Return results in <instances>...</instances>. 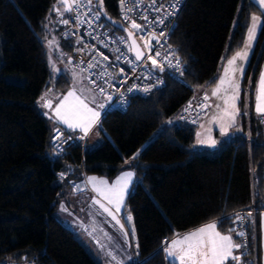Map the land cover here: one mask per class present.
I'll use <instances>...</instances> for the list:
<instances>
[{"label":"trees","instance_id":"trees-1","mask_svg":"<svg viewBox=\"0 0 264 264\" xmlns=\"http://www.w3.org/2000/svg\"><path fill=\"white\" fill-rule=\"evenodd\" d=\"M57 1L0 0V261L102 264L55 212L84 173L114 178L131 168L136 180L125 210L140 253L132 264H173L161 247L165 236L222 218L220 231L238 232L232 228L238 221L235 212L250 208L260 209L245 214L248 235L258 241L259 264L264 128L253 109L252 88L264 59V20L243 79L240 132L216 148H198L199 125L182 120L166 124L195 89L216 84L224 59L244 46L251 15L261 11L258 3L243 0L231 34L241 0H187L171 40L180 45L190 86L166 74L161 87L134 97L126 111L103 115L96 128L102 136L98 144L90 145L88 138L84 152L74 145L60 155L51 142L55 122L41 103L50 89L61 93L71 86L68 74H54L42 40L50 16L57 15L62 30L66 13L59 16ZM118 4L103 0L100 6L109 19L123 23ZM105 16L107 25L122 32ZM63 44L73 51L72 44ZM9 73L23 76L24 82L9 81Z\"/></svg>","mask_w":264,"mask_h":264},{"label":"built area","instance_id":"built-area-1","mask_svg":"<svg viewBox=\"0 0 264 264\" xmlns=\"http://www.w3.org/2000/svg\"><path fill=\"white\" fill-rule=\"evenodd\" d=\"M186 2L187 0H157L156 7L163 5L161 11L157 13L152 8H149L151 0H139L138 4L135 0H124L123 3L122 0H119V17L123 22L122 24L130 30V20H126L125 15L136 19L137 23L140 24H145L144 20L139 19L142 15L148 16L150 20L157 17H165L164 25L153 24L150 26L157 33L160 31L166 33V36L160 40V44L163 45L162 47L156 45L155 40L152 41L153 45L156 46L153 50V55L156 48L162 54V57L158 59L165 65L163 72H160L158 69H152L151 62L147 59L141 61L135 60V53L128 50L131 44L128 34L123 30L122 32H115L111 26L106 24L100 5L95 6L92 3L89 5L87 0H77L80 6L78 8L73 6L74 10L67 12L63 16V20L67 19L69 23L67 25L62 23L61 38L63 41L73 45V51L69 52V61L75 68L80 69L85 74L90 85L103 97V114L110 110L126 111L134 97L148 95L155 89L161 87L165 82L166 74L173 76L178 82L190 86L185 76L184 62L180 54V45L171 40L172 33ZM173 5H175V8ZM127 8H132L133 10L127 12ZM97 12L100 13L98 20L95 19ZM89 20L92 21L91 24L88 23ZM140 35V33H134L142 51L147 56V49L144 48V43L140 39ZM121 38H124L123 41ZM145 39H148V37L145 36ZM105 56L108 57L107 60L103 59ZM117 56L120 57L119 60L116 59ZM163 56H167L168 60L173 64L178 59L181 68H168L167 61L163 60ZM89 63H93L96 66L89 68ZM121 69H123V73H121ZM101 72L105 73L103 79L99 76ZM92 80H95L96 84H92ZM97 85L102 86L105 92L101 93ZM145 86H152L149 92L143 91ZM130 88L133 91H128ZM189 102H191V108H189ZM205 103L209 104L203 98L194 94L184 104L181 110V120L194 126L199 125L210 111V107L203 109L199 107V105ZM185 109L188 110L185 111ZM52 120L55 122V126L51 142L56 153L63 155L74 145H79L84 152L88 142V134L85 135L81 131L69 129L54 118ZM259 121L264 128V116L260 115ZM85 178L86 174L84 173L81 180ZM73 185L74 189H76L79 183L75 181ZM258 210L260 209L250 208L236 211L238 221L232 226V228L238 229V233H244L243 236H240L242 238V245H244L242 253L243 256H251L253 258L252 264H256L257 261L258 241L256 236L250 238L248 235V229L245 226V214ZM125 229L128 232L129 243L133 247L139 260L140 253L137 242L129 227ZM170 239L171 237L169 236L163 238L161 245L163 250L167 247ZM0 264H35V261L32 259L2 260Z\"/></svg>","mask_w":264,"mask_h":264},{"label":"snow or ice","instance_id":"snow-or-ice-1","mask_svg":"<svg viewBox=\"0 0 264 264\" xmlns=\"http://www.w3.org/2000/svg\"><path fill=\"white\" fill-rule=\"evenodd\" d=\"M103 0H100L102 5ZM124 0H122V3ZM138 4L139 0H135ZM61 3L65 5V11L71 12L74 10L73 6L79 7L77 0H61ZM87 3L91 5L92 0H87ZM259 3L264 7V0H259ZM157 0H151L149 8H152L155 12L159 13L163 8V5L156 7ZM175 8V5H173ZM132 8H127V12H131ZM147 10V9H146ZM171 15V13H169ZM100 13L95 14V19H99ZM79 19V17H77ZM126 20H130V28L132 31H128V38L131 39V44L128 47L129 51L135 53V60L141 61L147 59L151 62L152 69H158L160 72L165 70V65L160 61L162 57L161 52L156 48L153 55V50L156 46L153 45L152 41H156V45L162 47L160 44L161 38L166 36V33L160 31L157 33L155 29H152L150 26L153 24H165V17H157L154 19H149L148 16L142 15L139 19L145 21V24L137 23L136 19L130 18L125 15ZM253 26L249 29V41L254 38V33L259 22V17L254 16ZM63 24L67 25L69 20L64 19ZM89 24L92 23L91 20L88 21ZM134 33H140V39L144 42V48L147 49V56L144 51L141 50L140 45L137 44L134 37ZM145 36L148 39H145ZM124 38H121L123 41ZM104 60H107L108 57H103ZM117 60L120 59L119 56L116 57ZM238 59H247V52H237L231 59H227V66L224 68L223 75L218 78V83H216L215 88H213L211 95L213 97H218L223 102V108L221 114L214 118L219 119L220 121V133L222 135L227 134L228 129L235 125L237 117L241 114L240 107L238 102L240 101V83L236 79V73L239 72L240 76H243L244 69L243 66L236 67V61ZM163 60L167 61L168 68L180 69L181 65L179 60L173 64L168 60L167 56H163ZM96 65L89 63L88 67L92 68ZM123 73V69L120 70ZM105 73L101 72L99 74L100 78L103 79ZM150 78V77H149ZM92 84H96L95 80L91 81ZM101 93L105 92V89L102 86L97 85ZM152 86H145L143 88L144 92H149ZM88 89H80V95L77 94V90H72L67 93L65 97L60 101L59 104L55 107V117L58 122L63 123L69 129H79L85 135L92 129V127L98 122L100 118V112L96 111L92 107H89V104L86 102V97L83 96V92ZM128 91H133L132 88ZM222 94V95H221ZM110 98V97H109ZM210 97L205 92L203 96L204 101H208ZM191 102H189V108H191ZM46 108H52V102L49 100L44 104ZM100 108H103L104 105H99ZM201 109L205 107H211L210 104H201L199 105ZM216 107L219 109L221 106L217 104ZM188 109H185L187 111ZM256 112L257 114L264 116V72H261L257 91H256ZM246 114V113H245ZM59 132V130H57ZM204 143V141H200ZM211 143L214 145L215 140H212ZM139 153L135 154L132 157V160H135ZM133 177L131 171H125L121 174L117 180L109 185L107 180H97L95 177H90L89 182L93 184V190L97 193L99 198H93V203L99 205L103 212L107 213L112 219L120 225L123 229V224L120 223V220L117 218L115 213H119L121 206L123 205L125 193L128 190L129 183ZM102 201L106 202L103 203ZM230 219V217H229ZM127 220H131V216L127 217ZM223 218L217 220L213 223H208L205 226L199 227L194 231L183 235L182 237H177L172 239L170 245L164 248L166 255L171 261H178V264H230V262H235V264H241V255H235L234 251L241 249L244 245L235 243L231 235L221 234L217 230L218 224H222ZM230 231H232L230 229ZM134 235L135 229H132ZM125 237L128 236V232H124ZM239 236H243L244 233H237ZM114 258V257H113Z\"/></svg>","mask_w":264,"mask_h":264},{"label":"rangeland","instance_id":"rangeland-1","mask_svg":"<svg viewBox=\"0 0 264 264\" xmlns=\"http://www.w3.org/2000/svg\"><path fill=\"white\" fill-rule=\"evenodd\" d=\"M255 2L258 3V5L261 8L260 12H254L251 15V20H250V26L249 28L251 29L253 26V17H259V22L257 24L255 33H254V38L251 39V41H249V30L247 32V41H246V45L245 47H248L247 45H249V47L251 48V54H253L256 42L258 40L259 34L261 32L262 29V25H263V20H264V7H262L259 3V0H254ZM242 3L243 0H241V3L238 7V12L236 15V18L234 19L233 25H232V29H231V34L234 31L237 23H238V19H239V14L241 11V7H242ZM92 4H94L95 6L101 5L100 0H92ZM55 9L57 10L59 16L60 15H64L65 13H67L68 11H65V5L63 3H61V0H58L56 5H55ZM114 30V29H113ZM230 39V38H229ZM48 55H49V62H50V66L54 72L55 75L61 74V73H66L68 74V76L70 77V80H72V78L74 77L75 79H79V81H84L85 79V74H83L81 72L80 69H77L73 66V64L69 61V51L65 50L64 48V44H63V40L61 38V31H60V27H59V23H58V17L57 15L54 16H50L47 22V34L44 38H42ZM144 43V42H143ZM1 52V50H0ZM252 56V55H251ZM250 56V57H251ZM249 60L247 64H249ZM261 72H264V59L263 62L260 66V69L258 71V75H257V81H256V85L253 86L252 88V101L254 102L253 105V109L254 112L257 114L256 112V91H257V86H258V81H259V77ZM244 74V73H243ZM244 76V75H243ZM241 77L239 75V77H237V80H239L240 83V101L242 100V92L244 89V85H243V79L244 77ZM7 79L9 81L12 82H18V83H23L24 82V77L23 76H19L15 73H9L7 74ZM206 89L210 96L213 90V86H206L203 88H197L195 89V94L201 98H203L201 91ZM222 95V94H221ZM214 101L216 104H220V108L216 110V113L213 115V117L211 118L214 119L216 117H218L221 114V110L223 108V102L221 99H219L218 97H214ZM239 101V102H240ZM238 102V104H239ZM216 107V106H215ZM246 109V106H245ZM259 115V114H258ZM181 111L178 113H175L173 115H171L167 120H166V124H172L174 122H176L177 120H181ZM236 121L239 123V116L237 117ZM212 125L209 126L207 128L206 132H200L199 134V130L201 128L197 129L198 132V139H197V144L201 145V144H208L209 146H212L211 148H216L217 146H219L218 144H220V142L222 141L223 138H225V135H222L220 133V121L219 119H215L213 123H211ZM215 126V127H214ZM204 127V125L202 126V128ZM162 127L156 129L152 135L150 136V140L154 139L159 131L161 130ZM96 139L102 140V136L99 132V130H96L91 139L89 140V144L90 145H96L98 143H96ZM212 140H215L216 143L213 145L211 143ZM200 141H204V143H200ZM219 141V142H218ZM86 195V194H85ZM66 198V202L69 205L70 209H72L76 214L79 215V217L87 219L88 215L90 216V208H89V196H85L84 198H81L79 193H73L72 189L70 188L66 194V196L64 197ZM58 215L63 219V213L59 210L58 211ZM123 217L125 220V227H123V229H121L118 224L114 223L112 220H107L109 221L108 224L109 226L103 225L102 223H100V221H98V219H95V228L92 229L91 227L89 228H85L84 231H80L77 229V227L74 225V231L76 236L81 240V242L85 245V247L99 260H104L103 259V252H108V240H112L114 241L116 244H118L115 248H117L118 250H120V252H117L118 255H121L123 253L125 254H131L132 252V246L129 244V236L125 237L124 232L126 231V227H129V229L134 228L133 227V222L132 219L130 221L127 220V217L130 216L128 211L125 210L124 207V213H123ZM80 218H78V223H80ZM135 234V233H134ZM120 238V239H119ZM123 238L125 240V243L123 241ZM168 245V244H167ZM111 246V245H110ZM121 248H120V247ZM113 246H111L112 249ZM110 249V252L112 253V250ZM123 264H129L127 263L126 260H123Z\"/></svg>","mask_w":264,"mask_h":264},{"label":"crops","instance_id":"crops-1","mask_svg":"<svg viewBox=\"0 0 264 264\" xmlns=\"http://www.w3.org/2000/svg\"><path fill=\"white\" fill-rule=\"evenodd\" d=\"M246 38H247V36H246ZM246 41H247V39L245 40V43H244V46L242 47V49H240L237 52H247V59L246 60L238 59L236 61V67L243 66V69H244V74L243 75H245V71H246V68L248 66V64H247L248 59H250L251 58L250 56L252 55L251 54L252 53L251 52V48L249 47V45H247L248 47H245ZM237 52H235L231 56H228V57H226L224 59V61L222 63V66H221V69H220V72H219V77L221 75H223L224 68L227 66V59H231L232 56H234ZM239 75H240V73L237 72L236 73V79H237V77H239ZM85 78H86V76H85ZM216 83H218V81ZM215 86H216V84L213 85V88H215ZM74 89L77 90V94L78 95L81 94L80 91H79L80 89H88L87 91H84L83 92V96L87 98L86 99V102L89 104V107H92L96 111H99L100 114H101L98 122L88 132V138L90 140L91 137H92V135H93V133L96 131V128L100 125L101 118L103 117L104 114H103V108H100L99 107V105L103 104V97L90 85V83L88 82L87 79H85L84 81H79V79H75L74 80V77H73L72 80H71V86H70L69 89H67L65 92H61V93H56L53 89H50L42 97L41 103H42V105L44 107V104L47 101L50 100L52 102V108H46V107H44V109L46 111L45 113H46L47 116H49L51 119L52 118L56 119V117H55V107H56V105L60 103V101L63 99V97H65L67 95V93L69 91H72ZM205 92L210 97V99L207 102L211 105V107H210V111H209L208 115H206V117L202 120V122L199 124V126H197V129L198 128H201L199 130V134H200V132H203V131L206 132L207 131V128L212 125L211 123L214 122V119L211 120V118L213 117V115L216 113V110H217V107H215L217 104L214 101V97L213 96H210L209 92L206 89H204V90L201 91L202 96L205 94ZM61 124H63V123H61ZM203 125H204V127L202 128ZM76 130L80 131L79 129H75L74 131H76ZM240 130H241V126H240V119H239V123L236 121L235 125L229 128L228 134L226 136H224L225 138H223L222 140L232 137L235 133L240 132ZM197 139H198V132L196 130V143H195V146L198 147V148H202V147L211 148L212 147V146H209L208 144H201V145L197 144L198 143L197 142ZM99 142H100V140L99 139H96V143H99ZM125 171H131L133 173V177H132V179H131V181L129 183L128 190L125 193V198H124L123 205L121 206V210H120L119 213H115L116 216H117V218L120 220V223L123 224V226L125 227L126 225H125V220H124V217H123L124 216L123 213H124L125 201H126V198H127L128 193L131 191V189L133 187L134 181L136 180V173L131 168H127V169L121 171L114 178H108L106 176L96 175V174H88V175H86V178L85 179L80 180V181H77L79 183V185H78V187L76 189H74V187H73L74 186L73 184L75 183V182H73V184L71 185V189H72V192L73 193H79L80 196H81V198H84L86 195L89 196V198H90L89 199V202H90L89 203V208H90V214L91 215L90 216L88 215V218L87 219H84V218L79 217L78 214H76L72 209H70L69 205L66 202V198H63V199L60 200V202H59V204L57 206V209H56V212H55L56 216L67 227H69L73 232L76 231L73 228L74 225L80 231H84L85 228H89V227H91L92 229H94L95 228V222H94L95 219H98V221H100V223H102L103 225H106V226H109L108 222L110 220H112L114 223H116L112 219L111 216H109L107 213L103 212V210L99 207V205L93 203V198H99V197L97 196V193L93 190V184L89 182V178L90 177H95V178H97V180H100V179L107 180L108 183H109V185H111ZM102 202L103 203H106L104 201H102ZM59 210L63 213V217H64L63 219L58 215V211ZM78 218H80V220H81L80 223H78ZM107 220H109V221H107ZM213 222H216V220H212V221L203 223V224H201L199 226H196V227H194V228H192L190 230H187L185 232L178 233L175 236L171 237L170 242H171L172 239H175L178 236L179 237H182L183 235H186L187 233H189L191 231H194L195 229H197L199 227L205 226L206 224L213 223ZM259 222H260V227H259V230H260V232H259L260 233L259 234L260 235V242H259V264H264V209L261 210V213L259 215ZM118 226L120 227V225H118ZM217 230L220 231V229L218 228V226H217ZM220 232H221V234L231 235L233 237V240H234L235 243L242 244V238L239 235H237L238 232H230V231L229 232H222V231H220ZM123 241L125 243L124 238H123ZM170 242L168 243V245H170ZM108 245H109L108 252H103L102 253L104 260H99L98 258H96L91 253L102 264H123V260H126L127 263L132 264L133 262H138L139 261L138 258H137V256H136V254H135V251H134L133 247L131 249L132 250L131 251L132 252L131 254H125V253H123L122 256H121V255H118L117 254V252H120V250H118L117 248H115L118 244H116L112 240H108ZM110 245L113 246L112 249H111V246ZM110 249L112 250V253L110 252ZM243 250H244V247H242L239 250L234 251V254L235 255H241V257H242L241 264H248V263L252 264L253 259H248L246 257L244 258L243 253H242ZM165 254H166V252H165ZM175 262L178 263V261H175Z\"/></svg>","mask_w":264,"mask_h":264},{"label":"water","instance_id":"water-1","mask_svg":"<svg viewBox=\"0 0 264 264\" xmlns=\"http://www.w3.org/2000/svg\"><path fill=\"white\" fill-rule=\"evenodd\" d=\"M102 12H103V14H104V16H105V12H104L103 9H102ZM105 18H106V19H107V20H108V21H109L114 27H117V28L123 30V31L126 32L127 34H128V31H131L128 27H126V26L123 25L122 23H120V22H116L115 20H112V19H109L107 16H105ZM133 38L136 39L135 36H134ZM130 41H131V39H130ZM136 42H137L138 45H140L137 39H136ZM140 48H141V46H140ZM141 50H142V48H141Z\"/></svg>","mask_w":264,"mask_h":264}]
</instances>
